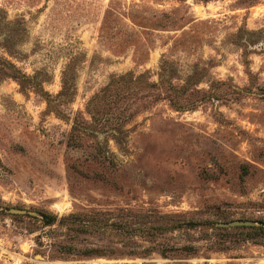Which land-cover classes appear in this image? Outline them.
<instances>
[{"label": "rangeland", "instance_id": "1", "mask_svg": "<svg viewBox=\"0 0 264 264\" xmlns=\"http://www.w3.org/2000/svg\"><path fill=\"white\" fill-rule=\"evenodd\" d=\"M258 221L264 0H0V264H264Z\"/></svg>", "mask_w": 264, "mask_h": 264}, {"label": "trees", "instance_id": "2", "mask_svg": "<svg viewBox=\"0 0 264 264\" xmlns=\"http://www.w3.org/2000/svg\"><path fill=\"white\" fill-rule=\"evenodd\" d=\"M47 224H52V220L48 219ZM259 225L257 226H249L248 228L252 230V238H257V237H264V222L263 221H258Z\"/></svg>", "mask_w": 264, "mask_h": 264}, {"label": "water", "instance_id": "3", "mask_svg": "<svg viewBox=\"0 0 264 264\" xmlns=\"http://www.w3.org/2000/svg\"><path fill=\"white\" fill-rule=\"evenodd\" d=\"M244 222H240V221H233L230 223H221V226H228V225H237V224H243Z\"/></svg>", "mask_w": 264, "mask_h": 264}]
</instances>
